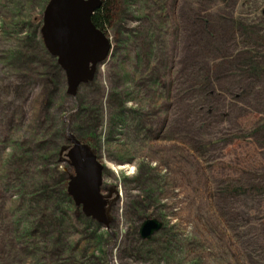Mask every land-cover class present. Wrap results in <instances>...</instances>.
<instances>
[{
    "label": "rangeland",
    "instance_id": "374dc122",
    "mask_svg": "<svg viewBox=\"0 0 264 264\" xmlns=\"http://www.w3.org/2000/svg\"><path fill=\"white\" fill-rule=\"evenodd\" d=\"M47 2L0 0V264H264V0H107L108 55L74 96ZM68 134L106 225L66 192Z\"/></svg>",
    "mask_w": 264,
    "mask_h": 264
},
{
    "label": "water",
    "instance_id": "95a60500",
    "mask_svg": "<svg viewBox=\"0 0 264 264\" xmlns=\"http://www.w3.org/2000/svg\"><path fill=\"white\" fill-rule=\"evenodd\" d=\"M100 5V0H48L44 8L41 38L65 74L69 96L75 95L80 84L93 79L96 66L108 55V40L90 21ZM67 141L72 147L66 158L74 175L69 178L66 192L86 217L106 225V201L99 194L101 165L72 135H67ZM161 227L157 220L147 219L139 227V237L148 239Z\"/></svg>",
    "mask_w": 264,
    "mask_h": 264
},
{
    "label": "trees",
    "instance_id": "16d2710c",
    "mask_svg": "<svg viewBox=\"0 0 264 264\" xmlns=\"http://www.w3.org/2000/svg\"><path fill=\"white\" fill-rule=\"evenodd\" d=\"M100 1V7L92 14L90 21L97 30L104 33L105 29L109 26L110 16L109 9L107 6V0Z\"/></svg>",
    "mask_w": 264,
    "mask_h": 264
},
{
    "label": "flooded vegetation",
    "instance_id": "af4514ba",
    "mask_svg": "<svg viewBox=\"0 0 264 264\" xmlns=\"http://www.w3.org/2000/svg\"><path fill=\"white\" fill-rule=\"evenodd\" d=\"M80 144H81V143H80ZM82 145H83V144H82ZM83 146L85 147V151L88 152V149L86 148V146H85V145H83ZM71 147H72V146L69 145L67 150H69ZM161 228H162V227H161Z\"/></svg>",
    "mask_w": 264,
    "mask_h": 264
}]
</instances>
